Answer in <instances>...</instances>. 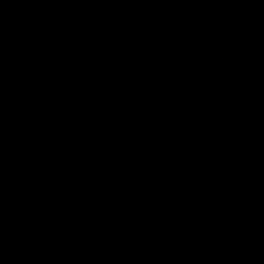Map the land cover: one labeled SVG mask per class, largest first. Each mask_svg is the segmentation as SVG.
<instances>
[{"label":"water","instance_id":"water-1","mask_svg":"<svg viewBox=\"0 0 264 264\" xmlns=\"http://www.w3.org/2000/svg\"><path fill=\"white\" fill-rule=\"evenodd\" d=\"M0 264H264V0H0Z\"/></svg>","mask_w":264,"mask_h":264}]
</instances>
